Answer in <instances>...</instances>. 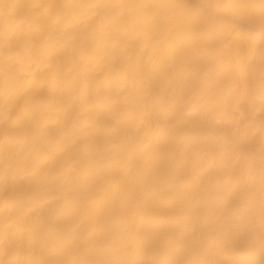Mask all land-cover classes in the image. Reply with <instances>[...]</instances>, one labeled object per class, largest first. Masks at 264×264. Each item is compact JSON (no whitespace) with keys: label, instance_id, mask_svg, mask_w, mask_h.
Masks as SVG:
<instances>
[{"label":"bare ground","instance_id":"obj_1","mask_svg":"<svg viewBox=\"0 0 264 264\" xmlns=\"http://www.w3.org/2000/svg\"><path fill=\"white\" fill-rule=\"evenodd\" d=\"M0 264H264V0H0Z\"/></svg>","mask_w":264,"mask_h":264}]
</instances>
